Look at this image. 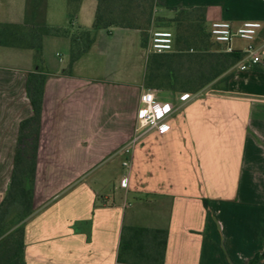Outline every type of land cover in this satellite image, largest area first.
<instances>
[{
    "label": "crops",
    "instance_id": "obj_1",
    "mask_svg": "<svg viewBox=\"0 0 264 264\" xmlns=\"http://www.w3.org/2000/svg\"><path fill=\"white\" fill-rule=\"evenodd\" d=\"M158 1L162 16L174 15L168 6L192 5L206 8L210 26L216 21L234 27L245 21L264 24V0ZM26 9L27 0L18 5L0 0V23L22 25ZM49 9L47 0V24L66 27L50 22ZM118 29L131 30L105 31L114 36ZM234 41L235 49L249 44ZM253 43L263 62L249 70L234 68L228 91L207 87L187 101H175L166 128L147 133L133 146L129 164L123 162L129 171L122 190L109 195L104 187L116 172H97L125 153L136 132L151 52L142 44V74L128 72L126 80H116L94 74L91 52L97 36L71 72L69 60L55 58L61 46L70 51L69 38L44 36L48 78L34 212L24 221V264H119L126 226L167 230L165 264H250L262 253L264 26ZM35 68L33 49L0 44V205L10 190L20 124L34 114L27 83Z\"/></svg>",
    "mask_w": 264,
    "mask_h": 264
},
{
    "label": "trees",
    "instance_id": "obj_2",
    "mask_svg": "<svg viewBox=\"0 0 264 264\" xmlns=\"http://www.w3.org/2000/svg\"><path fill=\"white\" fill-rule=\"evenodd\" d=\"M84 0H69L77 13ZM97 8L92 29H76L72 21L66 27H52L46 22L47 0H27L22 25L0 23V44L31 48L36 68L29 73L27 94L34 114L20 124L18 147L10 190L0 205V264H24L25 223L33 214L42 111L47 68L44 66L42 39L62 36L70 40L68 72L90 51L96 32L114 28L138 30L144 36L155 28H173L174 50L147 55L145 84L177 93L195 94L207 87L228 91L233 69L243 59L241 49L226 51V45L214 40L202 6L166 7L171 17L158 14V0H95ZM260 64L255 65L257 67ZM168 231L140 226L123 228L118 251L119 264H165ZM264 258V251L250 264Z\"/></svg>",
    "mask_w": 264,
    "mask_h": 264
},
{
    "label": "rangeland",
    "instance_id": "obj_3",
    "mask_svg": "<svg viewBox=\"0 0 264 264\" xmlns=\"http://www.w3.org/2000/svg\"><path fill=\"white\" fill-rule=\"evenodd\" d=\"M17 5L20 0H13ZM22 1V0H21ZM50 7L51 21L55 25L69 26L72 21V27L76 29H92L95 13H96V1L84 0L82 9L75 13L71 10L69 0H48ZM211 20V18L209 19ZM162 29H168L174 33L173 28L164 26ZM124 33V38H122ZM97 44H95L93 51L91 52L92 60L94 62L95 75L108 76L116 80H126L127 73L130 72L132 76L138 77L142 74L144 64L145 49L143 48L144 36L137 30H120L118 29L114 36L109 35L105 30L97 31ZM152 32L148 34L146 42V51L148 52L151 42ZM237 41V40H236ZM235 42V41H234ZM242 45L247 44L241 40ZM237 44V43H236ZM65 50V51H64ZM116 51L118 55L116 57ZM56 59H62L66 62L69 60V50L61 48L55 49ZM105 52L106 56H102ZM4 64H12L9 59L3 60ZM92 74V73H91ZM129 155L125 153L122 155L114 156L109 161L102 164V168L97 173L106 174L107 169H111L116 172V176L109 181L104 190L109 195L114 191H121V180L124 174L129 171L128 166H124L123 162ZM129 158V157H128ZM129 160V159H128ZM131 203L134 206H138L136 198H131Z\"/></svg>",
    "mask_w": 264,
    "mask_h": 264
},
{
    "label": "built area",
    "instance_id": "obj_4",
    "mask_svg": "<svg viewBox=\"0 0 264 264\" xmlns=\"http://www.w3.org/2000/svg\"><path fill=\"white\" fill-rule=\"evenodd\" d=\"M264 24L261 21H245L239 27H234L228 21H216L211 25V34L215 41L226 45V51L231 52L233 41L240 39L249 44L243 49V59L236 65L239 70H249L263 62V56L254 45L259 31ZM174 33L168 29L157 28L152 31L149 52L163 53L174 50ZM191 93L183 92L176 97L169 90L162 88H146L140 95V112L136 125V132L131 141L123 148L130 155L133 146L147 133L162 131L166 128L167 120L176 110L175 101H187ZM129 161H124L128 165ZM126 179L123 180L125 185Z\"/></svg>",
    "mask_w": 264,
    "mask_h": 264
}]
</instances>
